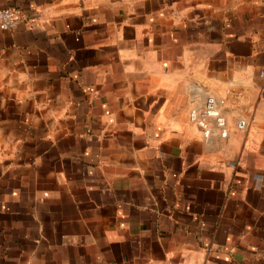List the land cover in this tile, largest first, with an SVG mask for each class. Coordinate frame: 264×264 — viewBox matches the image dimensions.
Segmentation results:
<instances>
[{
    "label": "crops",
    "instance_id": "1",
    "mask_svg": "<svg viewBox=\"0 0 264 264\" xmlns=\"http://www.w3.org/2000/svg\"><path fill=\"white\" fill-rule=\"evenodd\" d=\"M4 7L0 264H264V0Z\"/></svg>",
    "mask_w": 264,
    "mask_h": 264
},
{
    "label": "built area",
    "instance_id": "2",
    "mask_svg": "<svg viewBox=\"0 0 264 264\" xmlns=\"http://www.w3.org/2000/svg\"><path fill=\"white\" fill-rule=\"evenodd\" d=\"M21 19L22 15L17 8H0V29L2 31L15 29ZM190 120L202 129L205 138H209L214 131H218L222 138L228 136L226 117L220 108L219 102L213 96L208 97L202 107L191 110ZM247 125L246 121L240 120L237 127L244 130Z\"/></svg>",
    "mask_w": 264,
    "mask_h": 264
}]
</instances>
